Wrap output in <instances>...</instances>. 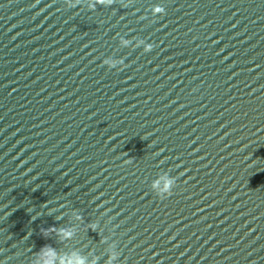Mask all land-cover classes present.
Returning <instances> with one entry per match:
<instances>
[{"label":"water","instance_id":"1","mask_svg":"<svg viewBox=\"0 0 264 264\" xmlns=\"http://www.w3.org/2000/svg\"><path fill=\"white\" fill-rule=\"evenodd\" d=\"M89 3L0 112V264H264V0Z\"/></svg>","mask_w":264,"mask_h":264},{"label":"clouds","instance_id":"2","mask_svg":"<svg viewBox=\"0 0 264 264\" xmlns=\"http://www.w3.org/2000/svg\"><path fill=\"white\" fill-rule=\"evenodd\" d=\"M116 0H90L89 3V10H95L97 5L104 6V7H110L114 5ZM64 3L69 8L76 7L77 3H73V0H64ZM123 7H127L128 5H122ZM153 16H163L166 14V9L164 6L156 5L152 9ZM122 43L127 46L128 41L123 40ZM137 47L143 46L144 52H150L153 49V44L151 43H145V41H140L137 45ZM104 65H107L108 68H118V65L116 63L110 62L109 60L103 61ZM119 66H125L124 63L121 61ZM118 70H122V68H118ZM130 162V161H126ZM153 192L161 199H166L170 197L173 194V190L176 187V178L169 176V178L166 181L165 187L162 191H156L158 185L157 183H153ZM73 219L78 222H82V216L77 214L76 212H73ZM89 228L93 231L96 230L97 224L92 223L89 225ZM76 226H69V227H50L48 229L43 230L42 234L45 238L50 237L53 233L57 237V239L64 243L68 240H71L77 233L75 231ZM102 243H108V238L105 237L102 241ZM108 245L113 249L110 253H108V258L106 261V264H114V262L118 259L120 253L116 250V243H108ZM46 257V259H44ZM41 259H43V264H89V261L86 257L81 256L79 253L73 251L72 254L68 256H59L56 249L52 247L51 245H45L43 246L36 254L35 258L32 261V264H41ZM91 264H98V261L93 260Z\"/></svg>","mask_w":264,"mask_h":264}]
</instances>
